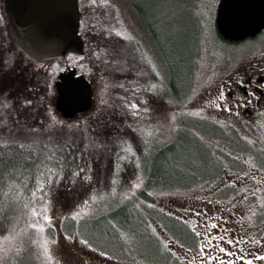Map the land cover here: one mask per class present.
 <instances>
[{
	"label": "rangeland",
	"instance_id": "1",
	"mask_svg": "<svg viewBox=\"0 0 264 264\" xmlns=\"http://www.w3.org/2000/svg\"><path fill=\"white\" fill-rule=\"evenodd\" d=\"M91 1L96 10L114 7V19L107 21L114 34H105L107 44L100 50L109 54L105 56L110 63L93 75L73 55L66 66L85 73L99 101L106 104L112 96L116 111L119 109L117 120L98 118V129L92 128L104 132L112 124L134 123L151 138L149 142L163 145L180 133L181 124H193L191 132L210 149L200 146L201 154L206 149L211 162L220 163V171L209 183L154 191V199L144 202L138 214L124 222L106 214L142 186L145 170L140 163L124 159L126 166L119 170L118 179L100 182L98 166L105 168L107 178L113 171L109 159L101 157L92 162L99 163L93 168L94 176L80 179L77 190L68 197L42 186L26 204L18 200V206L0 208V264H82V260L95 264H264V105L244 117L227 104L223 94L228 80L256 61L245 54L263 43L264 33L240 41L221 38L215 22L219 0H139L137 15L123 0ZM104 15L96 13L102 24L108 18ZM137 41L148 49L155 80L148 68H136ZM19 58L27 63L22 55L16 56V62ZM22 71L17 68L19 75ZM172 78L180 86L177 93ZM22 88L17 79L0 78V97L7 103L14 105ZM55 95L56 91L51 95L52 104L47 101L50 109L40 119L67 128L83 126L82 113L73 119L58 115ZM216 125L229 138L240 137L247 148L236 149L240 144L223 140V134L203 137ZM109 136V146L117 149L120 139L113 138V133ZM94 144L100 146L101 141ZM216 149L220 152H214ZM197 154L193 163L200 167L201 175L204 158L198 150ZM184 179L197 177L186 174ZM113 190L118 191L115 201ZM224 214L229 227L223 232L232 240L213 233L216 218ZM169 227L178 233L186 228L199 245L185 246L172 237ZM226 240L230 249L221 247L224 252L217 257L220 243Z\"/></svg>",
	"mask_w": 264,
	"mask_h": 264
},
{
	"label": "trees",
	"instance_id": "2",
	"mask_svg": "<svg viewBox=\"0 0 264 264\" xmlns=\"http://www.w3.org/2000/svg\"><path fill=\"white\" fill-rule=\"evenodd\" d=\"M123 1L136 15L140 14L139 0ZM3 2L0 0V52L2 53L0 55V74H2L0 78L17 79L23 88L19 100L14 105L0 97V195L3 194L0 196V208L5 207L6 204L8 205L7 209L11 206H18L20 200L26 204L34 190L42 186H50L60 197L63 195L68 197L77 190L80 179H84L85 176H94L93 168L99 163L94 165L92 162L101 160V157L109 159L107 163L113 171L107 178L105 168L98 166L97 178L100 179V182L118 179L119 170L126 166V162L123 163L124 159L131 161L132 164L134 161L136 164L140 163L142 169L145 170L142 186L133 196L119 203L117 207L106 214L113 220H123L124 222L135 217L138 214V207L143 208L144 202L152 201L154 199L153 192L158 189L178 185L190 187L195 182L209 183L215 177L220 163L211 162L210 155L206 150L210 149L203 143L201 144V140H198L191 132L193 124H181L180 133L163 145H159L155 141L149 142L151 138L139 132L134 123L112 124L104 132L94 129L99 126L98 118L109 117L112 121L118 119L117 111L119 109L116 111L112 96L110 100L107 98V102L104 104L103 101H99L98 95L94 94V105L90 110L81 114L85 117L83 126L67 128L40 119L41 116L44 117L47 114L48 108L50 109V104L47 105V101L52 104L54 98L52 96L56 91L57 74L67 67L66 62L69 56L76 57L83 70L92 75L96 70L105 69L110 63L109 54H103L100 50L101 46L107 44L105 34H114L109 30L110 24L107 23L109 18L112 21L114 19L113 5H107L106 11L96 10V4L91 0H80V34L85 43L84 54H69L48 59L43 63H36L15 44L4 13ZM96 13L98 15L99 13L105 14L104 16L108 17L106 22L102 24L96 18ZM220 37L223 38L221 35ZM136 46L137 50L134 55L137 59L135 61L136 68H148L153 74L151 78L157 79L154 74L155 70L150 66V60L147 58L150 55L148 49L139 41L136 42ZM19 55H22L27 63L23 61V58H19L16 62V56ZM162 58L170 70V62L163 55ZM48 64H52L53 67L50 66L47 69ZM19 67L23 69L20 75L17 72ZM55 67L56 71L54 72L53 68ZM42 68L45 72L41 70ZM48 73L53 74L52 77ZM141 79L145 80L146 78L142 77ZM171 83L176 93L178 90L180 91V86L174 78L171 79ZM46 87L53 93H47ZM58 115L62 117L60 113ZM214 127L211 126L208 130H204L205 136L203 137L223 134V140L240 144V147L236 149L247 148L243 146L246 142L240 137H230V139L226 135L227 132H223L217 125L216 128ZM110 133H113V138L120 139L117 149L109 146L107 138H110ZM99 140L101 145H95L94 143ZM179 144L180 147L182 146L181 148H177ZM202 145L206 148H204V154H201L202 147L200 146ZM180 149L183 150L180 151ZM197 150L199 154L203 155L202 159L204 158L201 175H198V172L201 171L200 167L193 163L198 156ZM214 152L220 151L216 149ZM221 154L223 157L227 155ZM131 156L133 160L128 159ZM183 158L186 160L184 161ZM227 158H229L228 155ZM212 163H214V167L210 170ZM100 165H104V163ZM208 170L209 172L205 174V171ZM186 174L194 176V178L197 177V179L185 180ZM113 191L114 193L111 195L115 201L118 191ZM169 229L177 232L176 228L169 227ZM181 230L191 237L186 228Z\"/></svg>",
	"mask_w": 264,
	"mask_h": 264
},
{
	"label": "water",
	"instance_id": "3",
	"mask_svg": "<svg viewBox=\"0 0 264 264\" xmlns=\"http://www.w3.org/2000/svg\"><path fill=\"white\" fill-rule=\"evenodd\" d=\"M4 12L15 44L35 62L84 54L79 0H4ZM215 22L224 39L256 36L264 29V0H219ZM55 89V108L65 119L93 105L92 83L77 67L61 70Z\"/></svg>",
	"mask_w": 264,
	"mask_h": 264
},
{
	"label": "flooded vegetation",
	"instance_id": "4",
	"mask_svg": "<svg viewBox=\"0 0 264 264\" xmlns=\"http://www.w3.org/2000/svg\"><path fill=\"white\" fill-rule=\"evenodd\" d=\"M261 33H264V29L258 33L256 36L248 38H257ZM246 38V39H248ZM246 56L256 58V61L249 63V67L245 70L240 69L239 74L233 79L228 80L226 83L223 94L227 100V104L242 113L244 117L251 116L256 113L258 108L264 105V41L258 44L250 53H246ZM215 226L213 227V233L219 236H224L226 239L232 240L231 235L229 237L223 230L229 227V219L224 215H220L216 218ZM170 234L175 239L184 243L185 246L189 248H195L199 243L194 236L189 237L188 233H178L170 230ZM189 232V231H188ZM190 233V232H189ZM227 240L221 242L219 245V250L216 251L217 257H222L224 251L220 248H225L223 250H229L230 248ZM260 253L261 251H257ZM82 264H95L88 260H82Z\"/></svg>",
	"mask_w": 264,
	"mask_h": 264
}]
</instances>
